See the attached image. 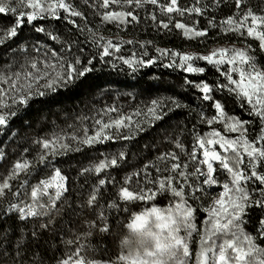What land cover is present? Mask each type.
Here are the masks:
<instances>
[{"label":"snow or ice","instance_id":"obj_1","mask_svg":"<svg viewBox=\"0 0 264 264\" xmlns=\"http://www.w3.org/2000/svg\"><path fill=\"white\" fill-rule=\"evenodd\" d=\"M82 2L94 9L103 10L97 12L102 23L115 24L121 30H126L132 23L140 22L136 9L151 5L167 16V21H159V27L171 30L170 26H174L175 29L182 30V35L187 39L204 38L208 36L210 29H219V34L234 33L240 37L255 38L264 47V9L259 13L254 11L248 6V0H234V8L238 11L219 20L209 19L204 28L199 27L198 20L189 25L183 20L174 19V16L185 17L192 14L204 17L208 5L202 0H195L191 6H181L180 0H167L166 3H162L161 0H92L91 3L90 0H82ZM223 2L224 0H214V5L219 7ZM5 13L15 15L14 26L0 33V45L18 35V29L24 24L25 18L28 25H32L38 19L60 20L61 13L69 24L76 23L73 17L84 18V13L73 0H0V14ZM150 19L156 22L157 15L151 13ZM35 30L45 31L43 27H36ZM80 31L83 32V29ZM88 32L92 45L100 50L97 53L100 61L121 52L124 44L139 43L140 48L144 49L139 56L133 52L130 57L121 55L116 58L133 71L156 63L154 57L143 59L148 56L147 46L151 41L120 39L119 42H114L112 38L98 34V30L93 32L88 29ZM52 39L59 38L52 36ZM71 48L69 44L66 49H61V52L51 51L50 55L45 54L43 60H32L21 65L20 70L10 76L0 75V84L7 85L6 88L0 87V131L21 108L27 107L32 99L56 92L58 88H67L95 70L91 66L95 56L87 59L81 66V58L75 56ZM155 51L160 57L169 58L170 63L166 67H177L190 74H205V66H196V62L202 61L218 73L215 84L187 79L186 83L199 90L203 101L212 102L214 114L209 117L203 111L200 112V123L211 126L222 122L224 134L215 129L203 135L195 133L194 144L187 153L188 162L182 161L177 152H166L157 156L154 163H146L139 170L124 175L120 181H117L115 176L105 175L104 178H99L89 193L86 204L90 208L100 210L96 214L97 219L90 222L88 228L95 229L99 225L100 233L110 232L109 217L103 210V205L98 204V201L110 195L105 190L108 186L118 191L117 197L111 202L104 201L107 208L122 214L130 213V219L141 222L144 220L142 214L154 215L159 221L160 230L169 233L176 247L182 249L183 259L180 264H190L192 253L189 243L194 236L199 237V251L195 254L194 264H264V246L258 243L259 239L264 238V70L257 68L252 58L243 49L236 47L214 48L207 55L160 48H156ZM65 52L67 54H63ZM221 77L226 83L220 82ZM225 90L238 101V106L251 119H241L226 112L222 102L212 95L213 92L224 93ZM182 107L186 105L174 99L171 100L170 107L166 106L165 101L153 100L146 110L138 109L128 114H123L117 107H109L101 113V118L95 120L92 134H89L88 129H84L82 137L73 135L70 139L77 141L78 145L89 147L113 140H131L139 132L147 130L145 125L151 127L162 121L169 112ZM112 113L116 115L112 116ZM135 117L142 119H134ZM257 123L258 132L250 139L249 127ZM193 127L195 128V125ZM64 139L63 136H56L51 140L39 142L43 152L38 157V163L50 164L52 157L69 150V145ZM175 147L181 153L185 151L180 140L175 142ZM74 150L81 149L77 147ZM125 156V151L121 150L118 155L105 157L83 171L100 175L107 169L119 168ZM189 164L193 166L191 171H188ZM34 168V162L28 159L18 160L9 174L0 180V208L9 194L18 201L8 202V207L0 214V220L8 213L16 215L20 221L42 216L50 217L51 210L56 208L57 202L68 192V178L62 174L61 168L53 167L49 175L31 185L28 193L29 202L25 203L21 196L28 180H20L19 184L13 182L19 180L22 174L30 176ZM221 175L224 177L222 181ZM169 194L170 199L176 202L169 203L166 208L152 203L143 210L130 211L136 202L147 205V202H154ZM45 198L47 203L44 202ZM204 199L210 201L207 206L200 203ZM253 207L260 210V219L257 222V231L249 233L244 225L250 224L246 216L250 215ZM201 210L206 216L202 215ZM50 223L51 219L48 223L34 224L29 239L36 238L32 242H38L40 230H47ZM7 235L8 229L0 230V249H3ZM92 235V231L84 233L85 238ZM65 243L72 245L76 242L67 240ZM24 244L22 235L16 242V255L21 257V261L13 260V264H28L23 260ZM87 247L86 244L78 243L75 251L66 252L64 254L66 258L57 259L56 264H101L98 260L86 257ZM4 251L6 253V250ZM120 262L148 264L146 260L130 259L124 254H120L118 261H111V264ZM33 264H36L35 257Z\"/></svg>","mask_w":264,"mask_h":264},{"label":"trees","instance_id":"obj_2","mask_svg":"<svg viewBox=\"0 0 264 264\" xmlns=\"http://www.w3.org/2000/svg\"><path fill=\"white\" fill-rule=\"evenodd\" d=\"M161 2L166 3L167 0H161ZM73 3L84 13V18H72L75 24H69L63 19V13L60 20L38 19L32 25H28L25 18L24 24L18 29V35L0 45V75L3 76H10L13 72L19 71L21 65L32 60H43L45 54L50 55L51 51L61 52V49H66L69 44L72 46L71 52L81 58V66L87 59L95 56L91 65L95 69L93 72L67 88H58L56 92H49L48 95L32 99L28 106L21 108L0 131V180L9 174L18 160L28 159L35 163L30 176L22 174L19 180L13 182L19 184L20 180H28L21 196L25 203L29 202L28 193L31 185L49 175L53 167L61 168L62 174L68 178V192L57 202L56 208L51 210L50 217L42 216L20 221L12 213L3 215V219L0 220V230L8 229V235L3 242V249H0V264H13V260L21 261V257L16 255V242L22 235L25 240L23 260H26L28 264H33L34 257L36 264H56L57 259L66 258L64 256L66 252L75 251L78 243L88 246L87 258L98 260L101 264L118 261L119 255L123 254L118 241L125 223L130 219V213L122 214L107 208L104 201L111 202L115 199L118 189L114 190L106 186L105 190L110 195H106L103 200L98 201V204L103 205V210L109 217L110 232L100 233L99 225L95 229H89L87 225L97 219L96 214L100 210V208H90L86 204L97 180L107 175L115 176L116 180L120 181L124 175L139 170L146 163H154L157 156L166 152H177L182 161L188 162L187 153L194 144L195 133L203 135L215 128L214 124L209 126L206 123H200L199 119V113L202 111L209 117L214 114L212 102L203 101L199 90L192 84L186 83V79L193 82H209L211 85L216 83L218 73L202 61L196 62V66H205V74H190L177 67H166L170 63L169 58L160 57L155 51L156 48L198 54L207 52L216 45H241L248 49V54L256 66L264 70V48L255 38L240 37L234 33L219 34V29H210L207 37L190 40L182 35V30H177L174 26H170L171 30L159 27V21H167V16L151 5L136 9L140 22L132 23L126 30H121L115 24L102 23L97 12L103 10L89 7L82 0H73ZM248 6L259 13L261 9H264V0H248ZM233 10L238 11L235 8ZM151 13L157 15L156 22L150 19ZM14 19V14H0V33L14 26ZM174 19L183 20L189 25L194 20H198L199 27L204 28L207 21L213 18L208 15L198 17L192 14L185 17L174 16ZM36 27H43L45 31L37 32ZM80 29H83V32ZM88 29L93 32L98 30V34L112 38L114 42H119L120 39H131L136 42L151 41V44L147 46L148 56L143 59L154 57L156 63L133 71L116 58L121 55L130 57L133 52L139 56L144 51L139 43L124 44L121 52L100 61L97 54L100 50L92 45ZM52 36L59 39L53 40ZM220 82L226 83L223 77L220 78ZM0 87L6 88L7 85L0 84ZM212 95L222 102L229 115L251 119L238 106V101L229 96L226 90L224 93L213 92ZM173 99L180 101L186 107L169 112L162 121L156 122L151 127L145 125L147 130L139 132L131 140H113L89 147L78 145L77 141L70 139L73 135L82 137L84 129H88L89 134H92L95 129V120L101 118V113L109 107H117L123 114H128L138 109L146 110L153 100L165 101L166 106L170 107ZM111 115L115 116L116 113ZM134 119H142V117ZM258 129V123L249 127L250 139L255 136ZM56 136L65 138L64 142L69 145V150H64L62 154L52 157L50 164L38 163V157L43 152L39 142L45 139L51 140ZM177 140L184 144L183 153L175 147ZM77 147L81 150L75 151ZM121 150L125 151L126 156L119 168L107 169L100 175L94 172L84 173L85 168L93 167L105 157L111 158L118 155ZM192 167L189 164L188 171H191ZM220 179L221 181L224 179L223 175ZM9 201L18 202L9 194L3 202V207L0 208V214H3V210L8 207ZM44 202L47 203V198ZM175 202L176 200L170 199L169 194L154 202H147V205L136 202L130 211L143 210L145 206H150L152 203L166 208L169 203ZM209 202L208 199H204L200 203L207 206ZM202 215L206 216L204 213ZM49 219L51 223L48 229L40 230L38 242L33 243L32 241L36 238L29 239L33 225L48 223ZM259 219L260 210L253 207L250 215L246 216V220L250 221V224L244 225L246 231L255 233ZM87 231H92L93 235L85 238L84 233ZM67 240H73L76 243L68 245L65 243ZM258 243L264 246V238L259 239ZM198 250L199 238L195 236L190 245L191 261L195 260Z\"/></svg>","mask_w":264,"mask_h":264},{"label":"clouds","instance_id":"obj_3","mask_svg":"<svg viewBox=\"0 0 264 264\" xmlns=\"http://www.w3.org/2000/svg\"><path fill=\"white\" fill-rule=\"evenodd\" d=\"M144 220L129 219L123 227L118 244L130 259H143L148 264H180L182 249H178L172 236L161 231L154 215L142 214Z\"/></svg>","mask_w":264,"mask_h":264},{"label":"rangeland","instance_id":"obj_4","mask_svg":"<svg viewBox=\"0 0 264 264\" xmlns=\"http://www.w3.org/2000/svg\"><path fill=\"white\" fill-rule=\"evenodd\" d=\"M202 2L204 4H206V5H208V7L206 8L205 12H206V15H208V16H210L212 18H218V19L221 18L222 19V18L226 17L228 14L234 12V10H233V8H234V0H224V2L221 3L219 7H216L214 5V0H202ZM180 3H181V6H191L193 3H195V0H180ZM218 47H228V48L236 47V48H241L247 53V55H249L247 48H245L244 46L235 45V44L216 45V46L212 47L209 51L204 52V53H198V54L207 55L214 48H218ZM187 53H191V52H187ZM214 126H215V128H214L215 130H219V131L222 132V134H224V129H223V123L222 122L214 123ZM228 135L229 136H234L235 134H228ZM217 149H218V146H217ZM196 238H199V237L196 236ZM191 242L192 241H190L189 246L191 245ZM194 262H195V260L194 261H190V264H194ZM120 264H123V262H120Z\"/></svg>","mask_w":264,"mask_h":264}]
</instances>
